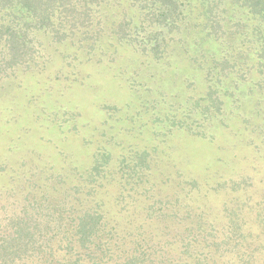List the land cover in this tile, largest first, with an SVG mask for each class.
<instances>
[{"label": "trees", "instance_id": "16d2710c", "mask_svg": "<svg viewBox=\"0 0 264 264\" xmlns=\"http://www.w3.org/2000/svg\"><path fill=\"white\" fill-rule=\"evenodd\" d=\"M38 32L64 60H101L128 46L171 63L182 49L180 63L202 73L204 89L157 118L168 131L211 144L216 156L207 168L220 175L212 188L234 199L218 226L206 205L189 201L198 179H183L184 202L154 199L132 225L138 209L127 200L153 189L147 147L114 164L101 146L85 170L1 161L9 186L0 190V264H264V0H0V79L51 58L38 51ZM106 184L118 186L113 213L103 201ZM13 191L19 196L8 205Z\"/></svg>", "mask_w": 264, "mask_h": 264}, {"label": "rangeland", "instance_id": "374dc122", "mask_svg": "<svg viewBox=\"0 0 264 264\" xmlns=\"http://www.w3.org/2000/svg\"><path fill=\"white\" fill-rule=\"evenodd\" d=\"M37 38L38 51L51 58L46 57L39 69L18 67L16 76L0 79V162L15 169L22 161L42 165L48 160L56 167L85 170L101 146L113 152L114 164L123 154L147 147L153 166L148 186L153 189L148 193L151 197L127 200L126 204L138 209L132 225L144 217V207L154 199L178 195L184 202L190 194H184L186 189L180 182L193 177L198 179L200 190L191 193L190 203L196 208L206 205L218 226L226 222L222 208L234 197L233 192L212 188L220 175L207 168V159L216 156L211 144L184 131H168L157 118L170 105L182 104L190 94L204 89L202 73L180 63L182 49L175 51L178 57L171 63L155 64L128 46H119L114 53L112 48L102 52L101 60H64L45 33L38 32ZM184 75L194 88L187 87ZM105 103L117 108H103ZM65 111L74 113V118L66 120ZM233 122L229 118V123ZM58 123L65 124L61 127ZM154 142L159 150H153ZM107 185L103 201L113 213L119 208L113 203L118 186L106 189ZM8 186L7 175L0 173V190ZM259 191L257 188L254 197ZM17 196L18 191H13L7 204ZM120 220L128 225L130 217Z\"/></svg>", "mask_w": 264, "mask_h": 264}]
</instances>
